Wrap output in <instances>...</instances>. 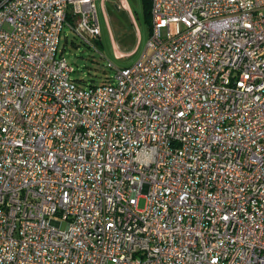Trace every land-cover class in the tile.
Here are the masks:
<instances>
[{"label": "built area", "instance_id": "1", "mask_svg": "<svg viewBox=\"0 0 264 264\" xmlns=\"http://www.w3.org/2000/svg\"><path fill=\"white\" fill-rule=\"evenodd\" d=\"M150 2L86 88L94 0H0V264H264V0Z\"/></svg>", "mask_w": 264, "mask_h": 264}, {"label": "rangeland", "instance_id": "2", "mask_svg": "<svg viewBox=\"0 0 264 264\" xmlns=\"http://www.w3.org/2000/svg\"><path fill=\"white\" fill-rule=\"evenodd\" d=\"M127 3L135 22H132L127 10L118 9V0L104 3L106 17L101 0H94L100 27L97 50L68 30L62 33L59 50L74 68L72 79L78 84L86 88L100 85L113 75V70L106 67L107 63H111L114 69H120L131 66L141 57L150 36L149 21L143 11L142 0H127ZM118 52L122 55L117 56ZM144 204V199H141L139 208Z\"/></svg>", "mask_w": 264, "mask_h": 264}, {"label": "crops", "instance_id": "3", "mask_svg": "<svg viewBox=\"0 0 264 264\" xmlns=\"http://www.w3.org/2000/svg\"><path fill=\"white\" fill-rule=\"evenodd\" d=\"M106 1L107 0H101V7H102V12H103L104 16L106 15V13L104 11L103 5H104V3ZM116 6L118 7V9L121 8V9L127 10L128 11V14L130 16V19L132 20V22H135V17L133 15V12L131 11L130 6L127 3V0H118V4ZM120 55H122V54L118 52L117 56H120Z\"/></svg>", "mask_w": 264, "mask_h": 264}, {"label": "trees", "instance_id": "4", "mask_svg": "<svg viewBox=\"0 0 264 264\" xmlns=\"http://www.w3.org/2000/svg\"><path fill=\"white\" fill-rule=\"evenodd\" d=\"M150 5H151L150 0H142L143 11L147 17V20L149 21V27H150Z\"/></svg>", "mask_w": 264, "mask_h": 264}]
</instances>
